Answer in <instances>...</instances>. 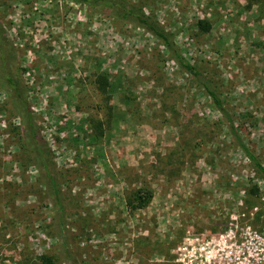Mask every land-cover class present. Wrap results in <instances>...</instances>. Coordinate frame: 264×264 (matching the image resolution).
I'll return each mask as SVG.
<instances>
[{"label": "rangeland", "instance_id": "1", "mask_svg": "<svg viewBox=\"0 0 264 264\" xmlns=\"http://www.w3.org/2000/svg\"><path fill=\"white\" fill-rule=\"evenodd\" d=\"M126 1L173 33L264 166V0ZM0 22L59 195L0 85V264H154L184 240L264 264V175L158 39L68 0H0Z\"/></svg>", "mask_w": 264, "mask_h": 264}, {"label": "trees", "instance_id": "2", "mask_svg": "<svg viewBox=\"0 0 264 264\" xmlns=\"http://www.w3.org/2000/svg\"><path fill=\"white\" fill-rule=\"evenodd\" d=\"M89 7L100 9L108 12L110 9L114 11V16L127 19L134 22L139 27L151 33L158 39L165 49L169 52L175 62L181 67L191 78H193L199 86H201L207 96L212 100L217 110L226 118L231 133L241 151L248 159L252 161L255 167L264 175V166L258 160L257 156L251 151L249 146L243 141L242 137L236 130L229 111L224 106L221 98L213 88L211 80L193 63L186 59L175 44L174 35L158 24L149 14L136 5L130 4L126 0H68ZM197 26L201 31H209L211 24L207 20H198ZM18 66L16 64L15 50L12 42L6 36L3 24L0 22V85L5 90L8 103L11 110L20 118L21 135L25 139L28 148L34 154L36 166L39 167L45 177L48 178L52 194L59 200L58 189L55 179L49 172L50 159L46 145L38 137L37 126L34 123V116L31 101L26 95V87L19 76ZM45 146V147H44ZM252 192L256 193L257 188ZM153 196L152 189L137 190L131 198V205L136 208L145 207ZM44 264H53L50 257L42 256Z\"/></svg>", "mask_w": 264, "mask_h": 264}, {"label": "built area", "instance_id": "3", "mask_svg": "<svg viewBox=\"0 0 264 264\" xmlns=\"http://www.w3.org/2000/svg\"><path fill=\"white\" fill-rule=\"evenodd\" d=\"M203 242L194 244L180 241L170 250V254L155 259L154 264H240L239 257L234 254H208L204 251Z\"/></svg>", "mask_w": 264, "mask_h": 264}]
</instances>
